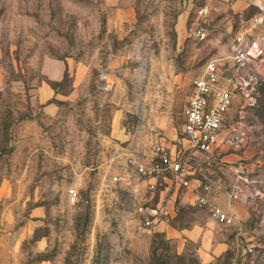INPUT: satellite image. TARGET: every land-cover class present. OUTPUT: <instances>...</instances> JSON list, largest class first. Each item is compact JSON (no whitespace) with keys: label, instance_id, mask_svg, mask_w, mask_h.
<instances>
[{"label":"rangeland","instance_id":"rangeland-1","mask_svg":"<svg viewBox=\"0 0 264 264\" xmlns=\"http://www.w3.org/2000/svg\"><path fill=\"white\" fill-rule=\"evenodd\" d=\"M210 2L0 0V264H264V65L221 135L242 161L212 174L231 221L166 163L138 167L159 140L179 148L195 80L211 59L230 74V42L259 11L222 0L200 40ZM141 206L169 220L146 225Z\"/></svg>","mask_w":264,"mask_h":264},{"label":"built area","instance_id":"built-area-1","mask_svg":"<svg viewBox=\"0 0 264 264\" xmlns=\"http://www.w3.org/2000/svg\"><path fill=\"white\" fill-rule=\"evenodd\" d=\"M221 1L211 0L197 10L198 21L193 34L200 40L210 34L206 22ZM251 5L259 11L249 19L241 20L242 28L230 42V74L224 75L220 71L223 62L211 59L195 80L185 108L179 148L173 152L164 141L159 140L154 147L152 161L138 164L143 174L155 176L163 169L161 163H166L173 173L174 183L196 193L198 205L208 207L221 221L232 219L213 201L211 170L221 166L218 149L235 96H243L247 104L255 103V85L262 76L258 67L264 65V0H249ZM139 212L144 216L146 225L153 226L169 220L166 215L169 211L165 209L150 210L141 206Z\"/></svg>","mask_w":264,"mask_h":264},{"label":"crops","instance_id":"crops-1","mask_svg":"<svg viewBox=\"0 0 264 264\" xmlns=\"http://www.w3.org/2000/svg\"><path fill=\"white\" fill-rule=\"evenodd\" d=\"M225 1H226L227 5L229 7H232L235 11L243 10V9H245V8H247L249 6V0H225ZM224 146H226V145H224ZM222 150L223 149H220V146H219L218 152H219V156L221 155L220 156L221 166H219L220 168H223L226 165H228V167H230V166H233L232 163H237V162L240 163V161H242L241 160L243 158L242 154H240L238 152H231V153H224L223 156H222V152H223ZM248 152H250V151L249 150L245 151V153H248ZM216 167L217 166H215L211 170V176H212L214 181H215V177L212 174L214 172H216ZM187 194H190L191 196H193L194 197V199H193L194 202L196 201V199H197L196 193H192L190 191H187ZM249 214L250 213L247 210L246 213H245V217H247ZM163 223H165V222H161V223L157 224V226H160Z\"/></svg>","mask_w":264,"mask_h":264}]
</instances>
